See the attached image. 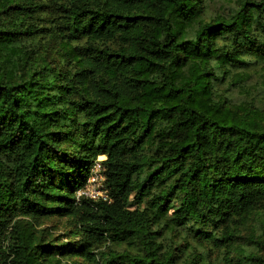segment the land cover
I'll use <instances>...</instances> for the list:
<instances>
[{
	"label": "trees",
	"instance_id": "1",
	"mask_svg": "<svg viewBox=\"0 0 264 264\" xmlns=\"http://www.w3.org/2000/svg\"><path fill=\"white\" fill-rule=\"evenodd\" d=\"M211 1L0 0V264H192L177 232L264 201L260 112L220 91L264 64V1ZM99 156L108 200L77 197Z\"/></svg>",
	"mask_w": 264,
	"mask_h": 264
},
{
	"label": "rangeland",
	"instance_id": "2",
	"mask_svg": "<svg viewBox=\"0 0 264 264\" xmlns=\"http://www.w3.org/2000/svg\"><path fill=\"white\" fill-rule=\"evenodd\" d=\"M237 0H213L207 4L205 18L217 15L227 14L236 7ZM264 1V0H262ZM247 88L239 92L234 88L220 89L225 97L231 99V103L243 108L246 112H260L261 120L264 125V64L254 69L250 79L246 82ZM101 159L103 156H100ZM99 157V158H100ZM98 158V157H97ZM171 212V209L168 210ZM36 228L47 239H52L58 244H68L76 237H67L72 226L66 217L51 216L41 218L37 221ZM10 228L6 231L8 236ZM184 237V238H183ZM264 201L255 209V211L243 220L235 217L226 226H222L210 233L208 241L199 243L194 237H191L189 231L182 230L176 233L170 239V246H177L173 251L179 254L180 251L186 252L190 249L194 253L192 264H204L200 256H205V263L209 264H257L254 261H247L244 258L239 260V255L254 257L255 254L264 258ZM7 243V241H6ZM203 253V254H202ZM202 254V255H201ZM178 257V256H177ZM183 257V258H182ZM182 262H189L188 258L179 255L178 259ZM63 261H80L78 258L62 259Z\"/></svg>",
	"mask_w": 264,
	"mask_h": 264
},
{
	"label": "built area",
	"instance_id": "3",
	"mask_svg": "<svg viewBox=\"0 0 264 264\" xmlns=\"http://www.w3.org/2000/svg\"><path fill=\"white\" fill-rule=\"evenodd\" d=\"M99 157L91 168V172L85 186L76 192L77 197H86L93 200H108L107 192L104 187L105 177L103 175V168L100 164V161L104 157H102V159Z\"/></svg>",
	"mask_w": 264,
	"mask_h": 264
}]
</instances>
